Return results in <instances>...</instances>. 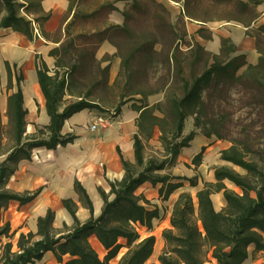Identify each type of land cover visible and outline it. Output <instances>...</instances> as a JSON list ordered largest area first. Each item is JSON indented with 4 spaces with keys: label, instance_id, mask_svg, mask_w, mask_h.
Returning a JSON list of instances; mask_svg holds the SVG:
<instances>
[{
    "label": "trees",
    "instance_id": "obj_1",
    "mask_svg": "<svg viewBox=\"0 0 264 264\" xmlns=\"http://www.w3.org/2000/svg\"><path fill=\"white\" fill-rule=\"evenodd\" d=\"M41 1L0 0V28H9L29 41L37 37L36 29L43 35L44 23L50 15L42 10ZM79 1L69 0L67 12L70 13L73 10L72 18L77 13L76 6ZM261 1L239 0L238 4L242 9L249 10V3L258 5ZM183 12L187 17L196 20H211L207 12L199 14L188 3L184 4ZM255 16V14L244 15L242 18L229 13L225 20L246 23ZM118 29L125 28L119 26ZM260 30L264 32V26H260ZM142 49V46H139L129 55ZM74 51H77V58L74 56ZM235 51L236 48L229 38L221 39L218 54H210L199 44H195L194 61L202 58L205 62L204 68L190 80L181 78L182 94L169 99L168 114L158 116L154 113V110H158L161 105L159 102L152 105L134 102L131 104L132 109L138 112L136 118L138 131L133 135L132 144L135 163L126 160L120 148L116 147L124 173L120 179L109 182L110 189L107 193L99 189L103 200L100 214L97 217L93 216L92 202L86 190L78 181H75V191L89 209L90 217L84 222L78 221L75 215L76 204L70 198L63 199L64 207L74 219L72 228L66 233L55 236L52 226L54 211L48 209L43 216L38 217L35 234L31 232L19 234L16 251H12L11 242H6L2 246L0 264H31L40 260L47 251H52L56 260L63 264H108L123 246L118 242L120 238L125 239L127 251L120 257L117 264H144L153 252L155 237L148 235L138 240L139 234L135 226L140 225L148 230L151 229L152 220L159 216V209L157 206L149 208V201L135 192L145 182L153 186L160 183V196L167 199L174 190L182 186V180H188L191 186L197 184L195 177L172 176L169 173L159 172L168 165H173L181 150L188 147L194 138V130L183 135L184 121L188 116H193L194 127L200 128L204 136L210 137L214 134L230 143L227 148L220 151V159L231 165L222 164L214 167V180L202 183L195 194L196 202L189 192L183 191L178 194L169 216L170 227L162 230L164 248L158 255L159 263L204 264L203 256L209 252L215 264H244L250 255V247L253 251H263L264 48L262 47V55L260 54L257 63L247 64L240 74L237 72L246 64V61L243 54L232 55ZM173 54L174 52L170 56L171 61L174 58ZM48 55L54 58L53 70H50L39 56H36L35 69L38 85L45 99L49 122L43 127L36 128L35 133L31 135L26 134L27 109L24 107L20 82L22 76L18 74L15 78L13 90V73L9 62L4 61L6 90L12 91L6 97L5 143H3L1 132L3 127L0 119V213L9 201L24 204L34 199L39 192L35 190L17 193L5 187L18 164L30 159L34 148L54 149L57 146L72 143L77 135L62 134L61 129L64 121L75 113L84 109L102 110L99 99L92 96L91 89L78 93L73 90L76 70H81L82 66L86 65L88 57L91 56V60H95L90 49L77 47L73 40H69L49 50ZM60 69L64 70L60 72ZM228 84L230 86L244 84L246 88L251 87V91H245L239 98L242 101L249 94V102L231 112H225L221 108L213 113L218 117L213 120L207 109V99L224 102L228 100L230 97ZM66 95L73 100L66 102L64 99ZM121 104L123 102H120ZM247 107L248 110L242 112ZM237 112L240 113L235 124L238 130L234 136L224 135L217 125L231 122L230 116ZM167 116L171 119L168 128L163 124ZM247 119L249 122L246 121ZM148 121L149 135L155 126L160 130L159 138L166 154L159 162L155 159L145 160L143 156L141 133L145 131V123ZM204 123H208L211 127L205 128ZM258 124L260 126L257 129ZM259 139L260 142L257 141ZM203 150L204 148L192 158L195 166L200 164ZM133 165L141 169L134 171L131 168ZM233 166L242 169L243 173L235 170ZM225 180L233 183L241 192L228 188ZM220 192L225 205L222 209L216 210L211 196ZM111 195L112 198H110ZM91 235H95L107 250L102 259L88 241ZM12 236L10 223L2 221L0 217V237ZM35 236L39 238L35 239ZM65 254H68L69 258L64 261Z\"/></svg>",
    "mask_w": 264,
    "mask_h": 264
},
{
    "label": "rangeland",
    "instance_id": "obj_2",
    "mask_svg": "<svg viewBox=\"0 0 264 264\" xmlns=\"http://www.w3.org/2000/svg\"><path fill=\"white\" fill-rule=\"evenodd\" d=\"M243 1L246 2L247 0ZM238 2L239 0L221 2L217 0H80L76 6L77 13L73 18H70L69 23H65L67 15L64 14L58 25H55L56 28L49 30L46 36H43L37 30L40 37L37 35L36 39L29 43L22 44L19 40H13L11 44L6 46L5 53L0 47V98L5 100L7 94L12 91L6 90L7 78L3 63L4 58L9 62L13 73L14 90L15 78L18 74H21L22 80L20 82H23L28 71L32 70L36 64V56L48 62L49 69L53 70L54 58L47 54L49 41L60 40V43H66L73 40L75 46L89 48L95 58L93 61L90 58L91 56L88 57L87 55L86 65H83L81 70H76L73 90L78 93L79 91L84 92L91 89L92 96L97 97L102 106V112H100L102 115L98 114L96 117L104 116L108 118L111 125L114 121L117 122L113 126H117L119 131L122 130L125 133L121 148L127 157L132 158L131 162L134 164L135 159L132 156L133 133L137 132L138 128L136 119L132 121L129 118L133 114L131 104L134 102L136 104L147 103L152 105L159 102L161 105L158 110H154V113L158 116L168 114L169 99L182 94L181 78L190 80L204 68L205 62L202 58L194 61L193 48L196 41L194 36L188 34L186 30L188 24L194 25V21L197 20L184 14V4L188 3L199 14L207 12V15L211 16V20L207 23L225 21V17L229 13L243 18L244 15L252 16L255 14L256 17L259 16L261 11L258 8L264 11V0L259 5L249 3V10L242 9ZM47 13L50 15V12ZM48 26L50 27V25ZM119 26H123L125 29L119 30ZM14 35L8 31L5 34L1 32L0 38L8 39L14 37ZM139 46H142L143 49L129 55ZM262 47L264 48V36L258 39V50L261 55ZM26 52H28L27 56L24 55ZM76 52L74 51L75 58H77ZM172 52H174L173 61L170 60ZM118 59H121L120 69L117 77L110 83L109 70L114 67ZM22 62L24 63L22 64ZM106 66L107 69L105 70ZM244 68L245 66L241 67L237 73H242ZM63 70L60 69V72ZM32 76L35 78V74ZM251 89V87H244V84H235L230 86V97L225 102L215 99L208 101L207 99V109L210 116L213 117V120H216L218 117L213 113H216L219 109L222 108L225 112H231L238 106L247 104L249 94L242 101L239 98L245 91L249 92ZM69 100H73V98H69ZM120 102H123V104L120 105ZM5 110L6 106H0L3 143L6 142L5 136L7 135ZM246 110H248V107L243 109L242 112ZM86 114L87 112H84L82 116L86 118ZM239 114L237 112L232 117L230 116L231 122L218 124V129L226 136H234L238 130L235 124ZM170 120L167 116V119L163 122L166 128L170 126ZM246 121L249 122L248 119ZM148 124L149 121L145 123V131L140 132L143 143V156L145 160L155 159L159 162L166 154L159 138L160 130L155 126L149 135ZM203 125L206 126L205 128L211 127L208 123ZM259 126L260 124H258L257 129ZM190 130H194L196 134L202 133L200 128L194 127L193 116H188L185 119L183 135ZM209 138L212 141L210 143L212 147L207 152L209 157L207 169L204 168L198 174L194 173L195 175H193L189 165L190 156L192 155L190 152L197 150L196 143L198 139H196L188 149L181 150L182 153L173 165H168L159 172L174 176H194L198 183L199 178L203 183V180L208 178L209 170L220 163L217 157L220 144L227 142L226 139H220L214 134ZM257 141L260 142L261 140ZM127 146H129L128 149ZM131 168L134 171L141 169V167L135 165ZM239 170L243 173L242 169ZM183 183L194 195L195 189H190L187 181ZM147 193L149 192L147 191ZM160 214L161 219H163L166 214L163 206L160 209ZM156 225L159 226L157 223ZM137 232H139L140 237L145 236L144 230ZM154 232L159 237V231L155 230ZM155 245L158 248V242H155ZM2 246V242H0V249ZM249 252L250 255L245 264H264V250L253 251V248L250 247ZM203 259L204 264H212L209 252L203 256ZM155 261L156 257L153 255L144 264H156ZM115 262L116 260H113L111 264ZM158 264L160 263L158 262Z\"/></svg>",
    "mask_w": 264,
    "mask_h": 264
},
{
    "label": "crops",
    "instance_id": "obj_3",
    "mask_svg": "<svg viewBox=\"0 0 264 264\" xmlns=\"http://www.w3.org/2000/svg\"><path fill=\"white\" fill-rule=\"evenodd\" d=\"M68 5L69 0L41 1L42 10L46 13L50 12L49 19L44 23L43 26V36H46L49 30L51 31L56 28L60 18L64 14L67 15L65 23L70 20L73 10L68 13ZM258 10L261 11L260 15L257 17L255 16L252 20L246 23L237 20H225L222 22L209 23H207L208 21L193 20L195 24H188L186 26V30L188 34L194 36L196 44H199L205 51L210 52V54H218L221 46V39L229 38L236 48L235 53L232 55L243 54L246 61L244 66L247 64H256L260 56V52L258 50V39L264 36V32L260 30V26H264V11H262L260 8H258ZM48 25H50V27ZM7 31L15 35L14 37H10L8 39L0 38V47H2L3 53H5L7 49L6 46L11 44L13 40H19L22 44L30 42L23 35L13 32L9 28H0V33L2 32L5 34ZM36 34L40 37L38 32ZM59 44L60 40L49 41V45L47 46V54L49 50L54 47H58ZM24 55L27 56L28 52H26ZM5 60L7 59L4 58L3 63ZM52 62L53 60L51 63ZM23 63L24 62H22V64ZM45 63L48 67H50L48 62L45 61ZM120 63L121 59H118V62L114 65V67H112V69L109 68L110 83L117 77L120 69ZM34 74L35 78L32 76ZM22 83L21 88L24 99V107L27 109V114L25 116V121L27 124L26 134L31 135L35 133L36 128L43 127L49 122V117L45 108V99L40 90L36 77L35 65L33 66L32 70L28 71L27 77L23 79ZM64 99L66 102L69 101V96H64ZM0 106H6V97L5 100H1L0 98ZM131 111L133 114L132 116H129V118L133 121L137 118L138 113L133 109H131ZM84 112H87L86 118L82 116ZM100 112L102 111L97 109H84L78 113H75L64 121L61 129L62 134L71 133L77 135V138L72 143H68L65 146H57L54 149H46L44 147L34 148L31 153V158L28 160H23L18 164L17 169L7 180L5 187L8 190L17 193L33 192L35 190H39V192L34 199L27 203L19 204V202L12 200L8 202L4 209H1V220L8 221L10 223L11 231L13 232V236L10 238L0 237V242H2V245H4L6 242H11L12 251H16L19 234H27L28 232L35 234L37 231L38 217L43 216L48 209L54 211V220L52 226L55 230V236L68 232L74 225V219L64 207L62 203L63 199L70 198L76 204L75 215L78 221H86L90 217V211L80 200L79 194L75 191V181H78L80 185L86 190V193L92 202L93 216L97 217L100 214L103 206V200L100 196L99 189H102L107 193L110 189L109 182L120 179L124 173L121 159L116 147L118 146L120 148L123 157L126 160L130 162L132 161V158H130V156L127 157L121 148V143L125 138V133L122 130L119 131L117 126H113L114 124H117L116 121H114L112 125L110 123L107 128L98 127L94 130L91 129V125L93 124L96 116L98 114L102 115ZM196 139H198L196 143L197 150L190 152L192 155L190 156L189 162L193 175H195L194 173L198 174V172H201L204 168H208L209 157L207 152L212 147V145H210L212 141L209 137L204 136L202 133H195V136L190 141L189 146L184 147L182 151L188 149ZM229 145L230 143L228 141L224 144H220V148L217 152V157L220 163L216 164L215 166L222 164L231 165L228 162L222 161L220 159V151L227 148ZM128 147L129 146H127V149ZM202 148H204V150L201 162L199 165L195 166L192 163V158ZM181 153L182 152H180V154ZM132 156L134 157V155ZM233 168L237 171H240L239 167L233 166ZM213 170L214 167L209 170L208 178L204 179L203 182L214 180ZM181 177L191 178L194 176ZM184 181L189 183L188 180H182V186L174 190L167 199H163L162 196H160V183L153 186L151 183L145 182L140 187H138L135 192L137 195H143L144 198L149 201V208H154L157 206L159 209V216L152 220L151 229L148 230L146 227L140 225L135 226L137 231H145V236L143 237H140L138 232V240L148 235H154L155 242H158V248L156 245H154V249L151 254V256L155 255L156 264L159 262L158 255L164 246L162 230L170 227L169 216L175 199L177 198L178 194L183 191L189 192L192 195V191L187 189L186 185L183 183ZM224 182L228 188L239 193L241 192L240 189L230 181L225 180ZM201 186L202 181L200 178L199 183L197 182L195 186H189L190 189H195L194 195H192L194 202H196V191ZM147 191L149 193H147ZM110 198H112V195ZM211 198L216 210H220L224 207L225 201L221 192L212 194ZM162 206L166 210V214L163 219H161L160 214V209ZM156 223L159 224V226H157ZM155 230L159 231V237L155 235ZM37 238L39 237L35 236V239ZM88 241L97 252L98 256L102 259L107 253V250L101 245L95 235L89 236ZM118 242L123 244V246L119 250L117 256L109 260L108 264H111L113 260H116L114 264H117L120 257L127 251L125 239L120 238ZM68 258V254L63 255L64 261ZM210 260L212 264H215V260L213 258ZM31 264L63 263H60L56 260L52 251H47L40 260H37Z\"/></svg>",
    "mask_w": 264,
    "mask_h": 264
},
{
    "label": "built area",
    "instance_id": "obj_4",
    "mask_svg": "<svg viewBox=\"0 0 264 264\" xmlns=\"http://www.w3.org/2000/svg\"><path fill=\"white\" fill-rule=\"evenodd\" d=\"M110 125L108 118L104 116H99L94 119L93 124L91 125V129L94 130L98 127L107 128Z\"/></svg>",
    "mask_w": 264,
    "mask_h": 264
}]
</instances>
